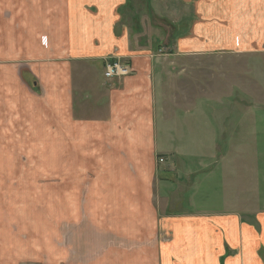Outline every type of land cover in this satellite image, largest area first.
I'll use <instances>...</instances> for the list:
<instances>
[{
    "label": "crops",
    "instance_id": "obj_1",
    "mask_svg": "<svg viewBox=\"0 0 264 264\" xmlns=\"http://www.w3.org/2000/svg\"><path fill=\"white\" fill-rule=\"evenodd\" d=\"M133 3L0 0V264H264V170L254 198L225 163L244 143L226 135L224 150L213 127L244 124L251 106L264 124V0H195L143 43ZM212 53L257 54V89L241 58L222 56L237 66L233 103L204 102L200 118L195 99L166 103L160 67ZM117 59L133 72L106 78ZM182 110L183 124L211 129L194 138L199 153L157 136ZM256 149L263 161L264 139Z\"/></svg>",
    "mask_w": 264,
    "mask_h": 264
},
{
    "label": "rangeland",
    "instance_id": "obj_2",
    "mask_svg": "<svg viewBox=\"0 0 264 264\" xmlns=\"http://www.w3.org/2000/svg\"><path fill=\"white\" fill-rule=\"evenodd\" d=\"M152 1V2H151ZM195 0H150L149 9H147V1L146 0H134V9H135V17L133 18V22L135 25V35L136 38L140 43H143L146 39L151 37L157 36H164L169 34L166 31H170L171 29L167 25V23H163V20L168 21H175L180 19L182 16L188 14L192 8L189 4H194ZM193 6V5H192ZM195 6H193L194 8ZM150 11V13L148 12ZM182 15V16H181ZM138 16V17H136ZM131 19V18H130ZM187 19V18H186ZM130 21V20H129ZM131 22V21H130ZM161 27V29H159ZM166 33V34H165ZM151 36V37H150ZM142 38V41H141ZM169 50L164 48L160 54H168ZM200 56H212L215 57V60L212 62H202L193 63L191 65H170L168 64L169 60H167L162 67H160V72L164 75L159 77V82H157V89L160 90V95L165 98V102L168 103L170 100H173L174 97L178 96L183 103L184 101L193 102L195 99V110L192 113L193 116H199L200 118V110L202 109V104L204 102L208 103L210 109L213 111L216 107H219L218 104L232 102L231 97H228V93H230V89L228 86L230 84L235 83L233 80L232 72L237 74L234 71L233 64H227L225 59L222 56H234L237 59H240L239 71L243 72L246 76V89L253 88L257 89V54L253 53H246V54H199ZM162 57H168V55H163ZM169 58V57H168ZM167 58V59H168ZM176 68V70L173 69ZM230 68V69H229ZM242 69H244L242 71ZM182 72V75L179 73ZM229 73L228 75H226ZM211 87L214 91L219 93V98L209 99L207 95H205L206 87ZM255 89V90H256ZM237 92V91H236ZM254 92V91H253ZM243 92L239 91L238 96L242 98ZM248 93V91H246ZM256 92H254L255 94ZM227 96L222 97L223 95ZM257 96V93L255 94ZM248 102H251L250 96L247 95ZM209 99V100H208ZM255 99V98H254ZM241 100V99H239ZM185 102V103H186ZM213 107V108H211ZM252 111L255 114H251L246 111L247 113L244 115V124H228V125H221V124H214L213 127H217L216 133H218L219 138V145L223 148L226 147V138L230 139L229 141L238 142L241 141L244 145H241V149L239 152L236 150H231L230 155L239 154L241 157L239 159H234L229 157L227 162V168L231 171V174H234L232 171H241L244 175L243 183L244 187L247 188V191H251V196H257V167L264 170V160L261 161V157L257 159V138L264 139V124H256L257 123V110L253 109L251 106ZM193 110V109H192ZM184 112V114L182 113ZM181 112H177L178 117L180 118V124H156L157 125V136L159 139L164 140L170 139L174 140L178 143L179 140L182 142V147H187L191 143V147L197 153L200 152L199 149L203 150L201 146L197 148L194 147V138L200 140L201 138H210L212 135L209 132H205L206 130H211L206 124H192L193 126L190 127L189 124H183V117H190L187 114L188 111L182 110ZM208 112V111H207ZM182 113V114H181ZM209 113V112H208ZM211 114V113H210ZM182 116V117H181ZM256 116V119L254 118ZM240 123H242L240 121ZM179 130V132H178ZM226 132V134L223 133ZM231 131V132H230ZM230 132V134H229ZM262 133V135L258 134ZM171 134L172 136H170ZM227 135V137H226ZM233 135V137H231ZM226 137V138H225ZM225 139V141H223ZM234 146V145H233ZM210 148V147H209ZM226 150V148L224 149ZM237 158V157H235ZM160 162V161H159ZM40 162H38L39 164ZM44 163V162H43ZM259 165V166H258ZM38 167H41L39 164ZM262 178V186L260 189H264V177ZM241 182V183H242ZM232 185L236 186V181L234 179H230L229 186ZM264 195V194H263ZM260 195L258 194V198ZM257 198V199H258ZM261 203V202H260ZM264 203V199H263ZM257 205V201H256Z\"/></svg>",
    "mask_w": 264,
    "mask_h": 264
},
{
    "label": "built area",
    "instance_id": "obj_3",
    "mask_svg": "<svg viewBox=\"0 0 264 264\" xmlns=\"http://www.w3.org/2000/svg\"><path fill=\"white\" fill-rule=\"evenodd\" d=\"M132 72L133 68L121 59L106 62L104 66V75L109 79H113L115 77H126L131 75ZM159 161L163 162L164 160L159 159Z\"/></svg>",
    "mask_w": 264,
    "mask_h": 264
}]
</instances>
